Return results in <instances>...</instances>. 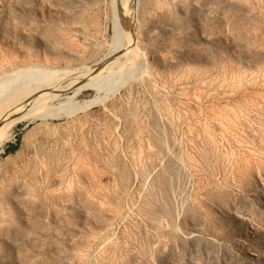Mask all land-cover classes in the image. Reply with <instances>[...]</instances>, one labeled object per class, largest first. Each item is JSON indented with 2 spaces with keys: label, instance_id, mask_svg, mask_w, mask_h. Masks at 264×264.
<instances>
[{
  "label": "rangeland",
  "instance_id": "rangeland-1",
  "mask_svg": "<svg viewBox=\"0 0 264 264\" xmlns=\"http://www.w3.org/2000/svg\"><path fill=\"white\" fill-rule=\"evenodd\" d=\"M0 81V264H264V0H0Z\"/></svg>",
  "mask_w": 264,
  "mask_h": 264
},
{
  "label": "bare ground",
  "instance_id": "bare-ground-1",
  "mask_svg": "<svg viewBox=\"0 0 264 264\" xmlns=\"http://www.w3.org/2000/svg\"><path fill=\"white\" fill-rule=\"evenodd\" d=\"M103 70H104L103 68L98 67V68H95L93 70H90L89 72H86V74L82 75L79 78L81 79V78H85L86 76L89 77L91 75H94V76L90 77L89 79H86V80L84 79L82 85L83 86H87L89 80L94 78V77H96V79L98 78V80L103 79V76H102ZM14 84H17V83L0 81V96L2 94L6 95L10 91H17V90H22V89H32V88L36 87V84L34 85L33 83H28L26 85L12 86ZM96 86L98 87V89H101V88L105 89V91H110L112 89V88H108V87L107 88L101 87L98 84ZM28 94L29 93H26L24 97L18 98V101L19 100H22V101L23 100L24 101L30 100V99H28L29 98ZM25 97H27V99H25ZM5 107L9 108V107H11V104L3 103L0 108L2 109V108H5ZM22 117L23 116H20V115L14 116V117L8 118V119H3L2 117H0V127L4 126V125H8L9 123L16 124L17 122H19L21 120ZM39 119L42 120V119H44V117L43 116H39ZM27 135H25L24 138H23L24 142L26 141Z\"/></svg>",
  "mask_w": 264,
  "mask_h": 264
},
{
  "label": "crops",
  "instance_id": "crops-1",
  "mask_svg": "<svg viewBox=\"0 0 264 264\" xmlns=\"http://www.w3.org/2000/svg\"><path fill=\"white\" fill-rule=\"evenodd\" d=\"M18 124L4 125L0 127V152H5L2 145L6 142H10L11 138L14 136V129Z\"/></svg>",
  "mask_w": 264,
  "mask_h": 264
}]
</instances>
